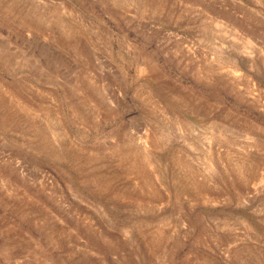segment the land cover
Here are the masks:
<instances>
[{"label":"rangeland","instance_id":"obj_1","mask_svg":"<svg viewBox=\"0 0 264 264\" xmlns=\"http://www.w3.org/2000/svg\"><path fill=\"white\" fill-rule=\"evenodd\" d=\"M0 264H264V0H0Z\"/></svg>","mask_w":264,"mask_h":264}]
</instances>
